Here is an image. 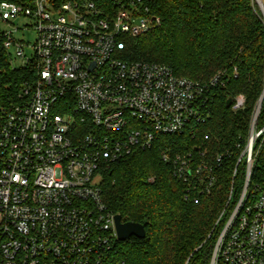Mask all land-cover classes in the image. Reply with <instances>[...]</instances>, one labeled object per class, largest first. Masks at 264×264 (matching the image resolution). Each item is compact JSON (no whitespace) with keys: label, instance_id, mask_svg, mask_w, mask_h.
Returning <instances> with one entry per match:
<instances>
[{"label":"built area","instance_id":"2783aa9c","mask_svg":"<svg viewBox=\"0 0 264 264\" xmlns=\"http://www.w3.org/2000/svg\"><path fill=\"white\" fill-rule=\"evenodd\" d=\"M252 2L264 23V0ZM5 13L29 17L38 37L29 54L0 26V48L24 71L0 94V264H128L119 259L102 171L162 136H195L211 118L223 73L204 82L168 64L125 59L123 36L161 24L146 0H3L0 25ZM244 104V95L232 101L234 109ZM260 111L258 104L242 154L244 188L211 264H264V177L250 189L264 153ZM206 156L162 150L175 177L200 194L216 180Z\"/></svg>","mask_w":264,"mask_h":264},{"label":"trees","instance_id":"16d2710c","mask_svg":"<svg viewBox=\"0 0 264 264\" xmlns=\"http://www.w3.org/2000/svg\"><path fill=\"white\" fill-rule=\"evenodd\" d=\"M146 2L161 24L141 36H123L122 56L168 64L177 75L204 82L222 72L226 84L216 91L211 118L196 127L195 136H162L153 148L137 149L103 170V197L112 212L147 231L143 239L133 236L120 242L119 259L128 264H211L217 239L245 184L247 161L242 154L264 92V23L252 0ZM23 75L22 69L11 67L1 47L0 94L13 89ZM238 95H244L245 104L234 109L228 100ZM262 126L264 99L258 121ZM166 147L182 153L206 150L216 178L210 194H192L175 177L173 166L162 160ZM263 177L264 153L257 157L250 189Z\"/></svg>","mask_w":264,"mask_h":264},{"label":"rangeland","instance_id":"374dc122","mask_svg":"<svg viewBox=\"0 0 264 264\" xmlns=\"http://www.w3.org/2000/svg\"><path fill=\"white\" fill-rule=\"evenodd\" d=\"M6 22H1V29L12 31L14 38L24 43V48L27 53H31L32 45L37 40V31L34 28L32 20L23 15H13L5 13ZM11 53L15 57L16 48L12 47L10 49ZM17 63H20L19 60Z\"/></svg>","mask_w":264,"mask_h":264},{"label":"water","instance_id":"95a60500","mask_svg":"<svg viewBox=\"0 0 264 264\" xmlns=\"http://www.w3.org/2000/svg\"><path fill=\"white\" fill-rule=\"evenodd\" d=\"M264 99V92L260 98V107L262 105ZM232 103V99L228 100V104ZM116 228L118 232V237L121 242L129 240L131 237H137L143 239L146 237L147 231L143 224L132 222V221H124L123 217L120 214H116L115 216Z\"/></svg>","mask_w":264,"mask_h":264}]
</instances>
